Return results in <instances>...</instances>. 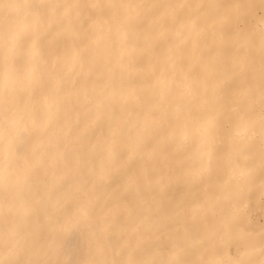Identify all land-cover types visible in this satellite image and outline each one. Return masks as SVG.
I'll return each mask as SVG.
<instances>
[{"label": "bare ground", "instance_id": "1", "mask_svg": "<svg viewBox=\"0 0 264 264\" xmlns=\"http://www.w3.org/2000/svg\"><path fill=\"white\" fill-rule=\"evenodd\" d=\"M20 2L0 0V264H260L264 0Z\"/></svg>", "mask_w": 264, "mask_h": 264}, {"label": "snow or ice", "instance_id": "2", "mask_svg": "<svg viewBox=\"0 0 264 264\" xmlns=\"http://www.w3.org/2000/svg\"><path fill=\"white\" fill-rule=\"evenodd\" d=\"M4 7L7 9H27L32 14L37 16H44L50 11L61 12L69 9H79L81 7H86L90 9L99 8L101 10L111 11L114 8L123 7L122 5H80V4H71V3H58V2H49V0H26V2L20 3H6ZM34 39L33 35L30 31V26L27 23V18H25V27L23 31L13 32L11 30L5 33V49L6 55L5 60L7 62V56L9 52L14 51L17 48H23L26 46H33ZM33 123H38V121L34 120ZM10 131V129H9ZM13 186V181L10 177H5V188L8 191H11ZM66 215L69 218L75 220L77 224H82L84 228L89 232L90 238L92 236L99 237V226L95 223L90 222L89 213L86 210L78 209L77 211H73L71 208L66 210ZM11 246V245H9ZM260 251L262 256H264V239L261 240ZM5 264H27V262L21 261H7ZM58 264H74L73 261H64L58 262ZM114 264H136L135 261H127V262H114ZM170 264H179V262H170ZM207 264V262H206ZM238 264H251V262L240 261ZM260 264H264V260H261Z\"/></svg>", "mask_w": 264, "mask_h": 264}, {"label": "rangeland", "instance_id": "3", "mask_svg": "<svg viewBox=\"0 0 264 264\" xmlns=\"http://www.w3.org/2000/svg\"><path fill=\"white\" fill-rule=\"evenodd\" d=\"M259 221H262V217L259 218Z\"/></svg>", "mask_w": 264, "mask_h": 264}]
</instances>
